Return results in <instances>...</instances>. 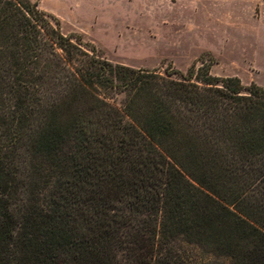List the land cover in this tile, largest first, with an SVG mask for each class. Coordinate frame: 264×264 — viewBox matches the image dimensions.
<instances>
[{
  "label": "trees",
  "instance_id": "obj_1",
  "mask_svg": "<svg viewBox=\"0 0 264 264\" xmlns=\"http://www.w3.org/2000/svg\"><path fill=\"white\" fill-rule=\"evenodd\" d=\"M190 247L264 264V88L112 64L0 0V264H203Z\"/></svg>",
  "mask_w": 264,
  "mask_h": 264
},
{
  "label": "rangeland",
  "instance_id": "obj_2",
  "mask_svg": "<svg viewBox=\"0 0 264 264\" xmlns=\"http://www.w3.org/2000/svg\"><path fill=\"white\" fill-rule=\"evenodd\" d=\"M32 1L112 64L160 75L202 67L264 88V0ZM188 251L203 264L225 262Z\"/></svg>",
  "mask_w": 264,
  "mask_h": 264
}]
</instances>
